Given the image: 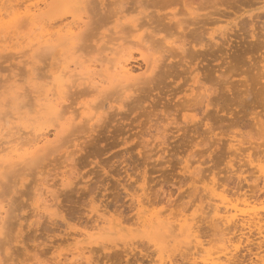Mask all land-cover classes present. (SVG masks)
I'll list each match as a JSON object with an SVG mask.
<instances>
[{"label":"rangeland","instance_id":"1","mask_svg":"<svg viewBox=\"0 0 264 264\" xmlns=\"http://www.w3.org/2000/svg\"><path fill=\"white\" fill-rule=\"evenodd\" d=\"M0 1L1 5L5 0ZM35 1L29 0L23 7ZM108 1L113 2L104 0L105 4ZM144 1L138 5L129 0L125 18L143 24L140 18L148 12L155 16L158 9L162 13L177 12V19L183 17L190 23L194 15L186 13V3L189 8L199 7L196 13L214 17L207 16L206 20L213 23L207 22L208 31L201 43L189 33L195 26L183 24L185 30L188 28L185 53L172 46L179 30L166 28L167 20L142 25L136 32L128 27L125 34L130 36H126L129 41L123 37L114 41H126L122 48L135 56L131 62L136 75L146 70L136 35L147 36L157 29V39L166 42L160 39L163 42L154 44L148 52L151 59L157 58L155 73L147 72L152 82L146 84L144 78L136 81L123 95L115 87L109 90L119 91L118 95L108 90L105 96L92 92L88 84L71 88L61 102L65 117L61 116L60 122L68 121L63 128L56 118L59 115L51 119V115L41 114L42 107L32 99L31 89L45 82L51 86L52 72L59 76L67 63L73 68L74 61L85 59L82 65L87 66L96 60L94 57L100 59L109 53L108 45L113 46L114 41L106 44V50L104 44V52L93 46L92 39L86 43L82 40L76 53L66 44L52 51L45 49V53L41 49V56H37L38 51L34 55L37 62H33L31 51L23 58H11L19 48L17 39L2 37L1 44L14 43L16 49H5L0 44V100L10 101L9 87L13 84L26 87L30 98H26L23 119H17V124L28 125L30 117L36 123L41 119V125L35 126L32 118L29 125L47 132L51 144L34 156L27 155L23 164L18 163L20 166L1 169L0 206H4L0 208V264H57L53 257L57 250L68 255L69 260L78 256L75 264H264V0H168L165 4L164 0H159L161 4L157 0ZM68 2L71 5L73 0L64 3ZM143 9L145 13L140 14ZM63 17L73 20L71 13L55 19ZM9 19L6 16L5 21ZM100 25L97 33L111 35L115 22ZM108 37L106 42L111 39ZM166 46L172 51H166ZM22 59L32 62L21 63ZM31 66L37 67V80L30 75ZM16 78L19 81L14 83ZM203 87L213 90L211 106L202 95L193 99L195 91L201 93ZM106 95L110 96L107 100ZM101 102L105 104L103 108L94 109ZM10 105L11 101L3 109L12 114ZM92 113L97 116L88 123L89 117H85ZM57 127L61 129L58 136ZM23 134L18 141V135L10 136L4 131L0 149L5 151L1 155L17 144L23 147L20 151L27 148V140L33 135ZM227 219L234 220L230 224ZM160 222L164 227L158 233L153 227Z\"/></svg>","mask_w":264,"mask_h":264},{"label":"bare ground","instance_id":"2","mask_svg":"<svg viewBox=\"0 0 264 264\" xmlns=\"http://www.w3.org/2000/svg\"><path fill=\"white\" fill-rule=\"evenodd\" d=\"M25 0H5V1H2V4L0 5V44L3 40L2 37H6L9 39L10 38V41L12 40H16L15 43L17 42V46H19L18 50L15 51L17 53H14L15 55H13V57L11 58H23L27 55V52L31 51L33 53V56L34 55H37L38 51H40L41 49H43V52L45 53V49L49 50L54 48H57L58 46L60 45H63V44H66L69 46H71V49H72V52L73 53H76V50H79L81 49L80 47H82L80 44V42L82 40H86L88 42V39H92L94 41V47L97 48V50L101 51V49L103 48V46H105L106 44L108 45V43L112 44L111 42L114 41V40H122V37L123 39L124 38H127L126 36L130 37L129 35H126V29L129 27L131 31H138V29H140L143 26H145L146 24H153L155 21H162V23L167 20L168 21V24H165V27L168 28V29H176V30H179V31H176V35H178V39L177 40H174L173 42H171L172 46H177L178 50L181 51V53H185L188 49L186 48V43H185V36L187 37V34L188 32L186 33L185 31L188 29L185 30V26L188 25L189 23V20H182V19H177V12H168V13H162L161 10H156V15L154 16V14H150L152 12H146L147 14H144L145 12L144 9L142 11H139L140 14H144L143 18L141 17L140 19H144V23L141 24V23H138L136 19H126L125 18V7H129L127 6L129 2V0H113V2H110L109 4V1L105 4L104 0H73V3L70 5L69 2V6L67 3H64L68 0H37L35 1L34 3L32 4H26L25 7L24 4L28 1H25ZM59 1V2H58ZM71 1V0H70ZM98 1V2H96ZM100 1V3H99ZM133 2V4H140L142 2V0H131ZM144 1V0H143ZM154 1V0H152ZM159 1V0H157ZM156 1V2H157ZM160 1H163V0H160ZM159 1V3H160ZM168 3V0H164V2ZM1 2V1H0ZM7 2V4H6ZM98 3V4H95ZM148 2V0H147ZM150 3V2H149ZM158 3V4H159ZM173 3V2H172ZM111 5V7H108V5ZM115 4V5H114ZM144 4H145V1H144ZM148 3H146V5H144L145 7L147 6ZM151 4V3H150ZM153 4V3H152ZM156 3L154 2L153 5H155ZM161 4V3H160ZM165 4V3H164ZM170 4V3H169ZM174 4V3H173ZM66 5V6H65ZM114 5V6H112ZM152 5V6H153ZM65 6V7H64ZM142 6V4H141ZM158 6V5H156ZM169 6V5H168ZM185 10H186V13H188L189 15H194L192 18H191V22L189 23V27L191 25L195 26L194 29H190L189 30V33L191 34V37L193 36V39L196 40L197 42L201 43V41L203 42V35L208 31V29L206 28L205 29V26H207V22L214 18V17H209V14H198L196 13L197 9H199V7H196L197 9H194V8H189L188 5H186L185 3ZM201 8H202V5H199ZM131 7V6H130ZM137 7V6H136ZM165 7V6H164ZM132 8V7H131ZM149 7H147L148 9ZM154 8V7H153ZM167 8V6H166ZM146 9V10H147ZM130 10V9H128ZM132 10V9H131ZM137 11V9H135ZM141 10V9H140ZM133 12V11H132ZM183 12V11H182ZM185 12V11H184ZM64 13H71L73 15V20L72 21H66L67 18L63 17V18H58L59 20L55 19L56 17H62L64 15ZM185 13V14H186ZM210 13V12H209ZM214 13L213 11L211 12V14ZM158 14V15H157ZM180 14V13H179ZM182 14V13H181ZM210 14V15H211ZM206 17V19L203 17ZM214 15V14H213ZM6 16H8V18L10 17L9 20L5 21V18ZM185 16V15H184ZM210 18L208 21H206L208 19V17ZM212 16V15H211ZM202 17V18H201ZM125 18V19H123ZM188 18V17H187ZM189 18V19H190ZM202 19H205V21H203ZM216 20V19H215ZM112 22L114 21L115 22V26L113 28L114 31H112L113 33L109 36L107 33L105 32H101V33H97L99 31L97 27H101L102 25V22ZM212 22V20H210ZM188 22V23H187ZM156 23V22H155ZM154 23V24H155ZM158 23V22H157ZM184 23H187L185 24V26H183ZM213 23V22H212ZM141 24V26H140ZM211 24V23H210ZM94 25H96V27H94ZM163 25V24H162ZM156 26V25H155ZM154 26V27H155ZM160 26V25H159ZM27 31L25 28H27ZM140 27V28H139ZM164 27V28H165ZM162 28V30L164 29ZM25 29V30H24ZM96 29V30H95ZM161 29V28H160ZM91 30V32H90ZM94 30L96 31V33L94 32ZM128 30V29H127ZM154 31H158L157 29H153L152 32L150 31L149 37L147 36H143V35H136V40L137 42H139V44L141 45V58L144 60L145 64H146V70L143 72L142 75H136L135 74V69L132 65V62H131V59H134L135 56L133 55L132 52H127L126 53V49H123L125 46L124 42H122L121 44H115V41H114V44H112L113 46L111 45H108L110 50H109V53H107L105 56H103L102 54V57L97 58V57H94L96 58V60H93L94 62H92L91 60V63L88 64L87 66L85 65H82L84 62H85V59L84 61H81V60H78V61H74V66L73 68H71L70 64L67 63L66 65V68L64 70H61L62 72L60 73L59 76H56L54 75L55 73L52 72V75L54 76L53 77V81H52V85L50 86V82H48L47 85H45L44 83V86H33V88L31 89V93H34V96L32 99H34L39 105H41L42 107V111H41V114L43 116H49L51 115V119L56 116L59 115V117H56L57 118V121H58V124L61 128H63V126L66 125V122L68 123V121H66L65 123H62L60 122V119L62 118L61 116H64L65 114V111H61V106H62V98L65 99V97H63L64 93H68V90H69V93H70V90L71 88H74L76 87V89H80V87L84 84H88V86L92 87V92L94 90L98 91L99 92V95H103V94H106L107 91L111 88L112 91L114 90V87H115V91H116V88H120L119 91L121 90V93L123 95V93L125 94L127 90H129V88L131 87L130 85H133L136 84V81L139 82V80H142L143 78L146 80L144 82L149 83V82H152V75H150V78L152 79H149L147 76V72L148 73H151L154 72V69L155 67H157L156 63H157V58L155 59H151V57H149L150 55H148V52L149 50H151L153 48V46H156L154 44L160 42L162 43L164 40L162 38L163 41H161L160 39H157V35L160 33L159 31L158 32H154ZM164 31H167V29H165ZM170 32L168 33H171L172 30H168ZM88 32L89 33V36H88ZM133 33V32H132ZM131 33V34H132ZM101 36H100V35ZM173 34H175L173 32ZM172 34V35H173ZM3 35V36H1ZM100 36V37H97V36ZM114 35V36H113ZM125 35V36H124ZM145 35V34H144ZM171 35V34H169ZM171 35V36H172ZM109 36V37H108ZM175 36V35H174ZM94 37H97L99 38L98 40H96V38L94 39ZM111 38L109 39L110 41L109 42H106V38ZM147 37V38H145ZM176 37V38H177ZM202 37V38H201ZM87 38V39H85ZM120 38V39H119ZM164 39H165V36H164ZM212 39V38H211ZM27 40V42H26ZM89 40V41H90ZM124 40H127L129 41V39H124ZM160 40V41H159ZM7 41V40H6ZM85 41V43H86ZM4 42V40H3ZM26 42V43H25ZM106 42V43H105ZM130 42H133V40H131ZM165 42V41H164ZM23 43H25L23 45ZM80 43V44H79ZM166 43V42H165ZM173 43L175 45H173ZM14 44V43H12ZM12 44H1V46L5 49H9V48H13L14 46ZM105 44V45H104ZM127 44V43H126ZM135 44V42H134ZM138 44V45H139ZM159 44V43H158ZM164 44V43H163ZM168 44V43H167ZM211 44V43H210ZM78 45L79 48H78ZM106 45L107 48L106 49H109L108 46ZM123 45V46H122ZM139 45V46H140ZM166 45V44H165ZM111 46V47H110ZM160 46V45H159ZM171 47V45H169ZM169 46H166L167 48L165 49L166 51H172V47L170 49ZM190 46V45H189ZM26 48V50H21L23 48ZM91 47V46H90ZM123 47V48H122ZM195 47V45L193 46ZM15 48V47H14ZM13 48V49H14ZM49 48V49H48ZM94 48V49H95ZM126 48V47H125ZM143 48V49H142ZM151 48V49H150ZM157 48V47H156ZM16 49V48H15ZM70 49V51H71ZM175 49V48H174ZM176 49V50H177ZM191 49V47H190ZM189 49V50H190ZM103 52L105 51L104 49H102ZM123 50H126L125 52ZM157 50V49H156ZM154 50V51H156ZM164 50V51H165ZM11 51V50H10ZM67 51H69L67 49ZM94 51V50H93ZM123 51V52H122ZM165 51V52H166ZM2 53V50L0 51ZM6 52V51H5ZM12 52V51H11ZM126 53V55H122V53ZM159 51H157L158 53ZM177 55H178V51H176ZM191 52V51H190ZM189 52V53H190ZM0 53V56L2 55ZM52 53V52H51ZM64 53V52H63ZM66 53V52H65ZM151 53V51H150ZM174 53V51H173ZM180 53V54H181ZM118 54H121L120 56H118ZM170 54V52H169ZM175 54V53H174ZM173 54V55H174ZM5 55V54H4ZM10 55V52L9 54ZM7 55V57H8ZM171 55V54H170ZM171 55V56H173ZM176 55V56H177ZM37 56H41V51H40V55H37ZM37 56H34V60L33 62H37L35 61V57ZM81 56V55H80ZM126 56V57H125ZM184 56V55H183ZM4 57V56H3ZM6 57V58H7ZM69 57V56H68ZM167 57V56H166ZM185 57H187V55H185ZM2 58V57H1ZM28 58V57H27ZM72 58V57H71ZM74 58V57H73ZM85 58V57H84ZM161 58V57H160ZM10 58H8L9 60ZM75 59V58H74ZM78 59V58H77ZM76 59V60H77ZM183 59V58H182ZM7 60V59H6ZM137 60V59H136ZM19 61V60H18ZM24 60H20V62L22 63ZM26 61V60H25ZM24 61V62H25ZM40 61V60H39ZM60 61V59H59ZM98 61L100 63H98ZM32 62V61H31ZM30 60L28 59L26 61L25 64H28L30 65ZM24 64V63H23ZM55 64V63H53ZM167 64V63H166ZM37 65V64H36ZM101 66L100 68H98V66ZM171 65V64H170ZM176 65V64H175ZM15 66V65H14ZM166 66V65H165ZM169 66V65H168ZM46 67V66H45ZM44 67V68H45ZM142 67V66H141ZM9 68V67H8ZM40 68V67H38ZM167 68V67H166ZM190 68V67H189ZM43 69V68H42ZM174 69V68H173ZM6 70V68H5ZM29 72H30V75L31 77L34 79L36 76L35 75H38V74H35L36 71L34 70H37V67H33L31 66L29 69ZM156 70V69H155ZM168 70V69H166ZM38 71V70H37ZM35 72V73H34ZM167 72V71H166ZM1 73V72H0ZM21 73V72H20ZM155 73V72H154ZM16 73H14L13 77L16 76L15 75ZM35 74V75H34ZM42 74V72H41ZM40 74V75H41ZM45 74V73H44ZM43 74V76H44ZM141 74V72H140ZM166 74V73H165ZM1 75V74H0ZM18 75V73H17ZM20 75V74H19ZM155 75V74H154ZM8 76V75H7ZM35 76V77H34ZM50 76V75H48ZM12 77V78H13ZM148 80H147V78ZM9 78V77H8ZM22 78V77H21ZM37 78V77H36ZM35 78V79H36ZM38 78H39V75H38ZM154 78V77H153ZM5 79V78H4ZM3 79V81H4ZM11 79V78H10ZM42 79V78H41ZM15 80V79H14ZM37 80V79H36ZM45 80V79H44ZM151 80V81H150ZM7 81L9 82V79H7ZM6 81V82H7ZM12 81V80H11ZM17 81V78L15 81H13L14 83ZM19 81V80H18ZM17 81V82H18ZM23 81V80H21ZM49 81V80H48ZM149 81V82H148ZM199 81H201L199 79ZM43 82V81H42ZM143 82V83H144ZM198 82V81H197ZM202 82V81H201ZM10 83V82H9ZM138 84V83H137ZM204 84V83H203ZM12 85V83L10 84ZM8 85V86H10ZM24 85V84H23ZM35 85V84H33ZM42 85V84H41ZM202 85V83H201ZM200 85V86H201ZM205 85V84H204ZM18 86V85H17ZM15 86L14 84L12 86H10L9 88L11 89L12 87V90L10 92V101H11V104L10 106H12L13 108V111H12V114L11 112L8 113V110L7 108H4L7 110L6 113H4V109L3 107L4 106H8L9 105V99H8V102L5 101V98L4 99H1L0 100V137H2V135H4V131H6L10 136H16L18 135V137H16L15 140H20L21 138H23V133H30L33 135L32 138L28 139L27 140V144H29V146L27 148H25L23 151H20V149L23 147H19L18 144L17 146H13V148L11 146V150H9V152L7 153H3V151H1L0 149V172H1V169L2 168H5V167H15V166H20V164L18 163H24V160L26 161L27 159V155H33V154H36L38 152H40L41 150H44V148H47L48 146H50L51 144V141H50V138H49V135L47 132H45L43 129H38L34 126H31L29 124H35L36 122L34 121V119L32 117H28L29 118V122L28 125H22V124H17V119H23V116H22V108L26 107V105L28 103H26V98H30L28 95H29V92L27 93L24 86L22 87L21 86V83H20V86L17 87ZM30 86V85H28ZM87 86V87H88ZM132 86V87H133ZM136 86V85H135ZM203 86V85H202ZM0 87H1V83H0ZM86 87V88H87ZM89 87V88H90ZM2 88V87H1ZM0 88V89H1ZM28 88V87H27ZM31 88V87H30ZM41 88H43L44 90L41 91ZM69 88V89H68ZM137 88V87H135ZM197 88V86H196ZM5 89V88H4ZM9 89V90H10ZM29 89V88H28ZM84 89V88H83ZM201 89V88H200ZM24 90V91H22ZM85 90V89H84ZM81 90L82 93H84L85 91L87 90ZM143 90V89H142ZM199 90V88H198ZM211 90L212 88H208V87H203L202 89V92L198 93L195 91L196 93V97H193V99L195 98H199L197 94L199 95H202V99L204 98V100L207 101V106H211L212 102V98H210V95H211ZM8 91V89H7ZM6 91V92H7ZM52 92V96H50L51 93L49 92ZM78 91V90H77ZM111 90H109L110 92ZM111 93H116V92H112ZM118 91V89H117ZM118 91V93H119ZM182 91V90H181ZM180 91V92H181ZM193 91V90H192ZM213 91V90H212ZM5 92V93H6ZM97 92V93H98ZM108 92V93H109ZM179 92V91H178ZM9 93V92H8ZM26 93L28 95H26ZM30 93V94H31ZM80 93V94H82ZM85 93H88V92H85ZM107 93V94H108ZM110 93V94H111ZM118 93H116L115 95H118ZM72 94V93H71ZM79 94V93H78ZM77 94V95H78ZM109 94V95H110ZM112 94V95H113ZM9 95V94H8ZM33 95V94H32ZM70 95V94H69ZM92 95V94H91ZM108 95V96H109ZM82 96V95H81ZM105 96V95H103ZM102 97V99H106L107 100V97ZM114 96V95H113ZM132 96V95H131ZM195 96V94H194ZM212 96V95H211ZM68 97V96H67ZM79 96H77L78 98ZM99 97V96H98ZM110 97V96H109ZM117 97V96H116ZM118 100V98H116ZM192 97H191V100H192ZM7 98V97H6ZM201 98V97H200ZM61 99V100H60ZM63 99V100H64ZM194 99V100H195ZM29 100V99H28ZM27 100V102H28ZM120 100V99H119ZM189 101V99H187ZM190 100V101H191ZM65 101V100H64ZM88 101V100H87ZM90 101V100H89ZM88 101V102H89ZM96 101V100H95ZM123 101V100H122ZM189 101V102H190ZM197 101V100H196ZM205 101V102H206ZM213 101V100H212ZM62 102V103H61ZM66 102V101H65ZM105 102V100H104ZM111 102V101H110ZM124 102V101H123ZM184 102V101H182ZM199 103L201 101H198ZM204 102V103H205ZM32 103V102H31ZM99 103V102H98ZM214 103V102H213ZM8 104V105H7ZM33 104V103H32ZM95 104V103H94ZM104 103L101 102V105L99 104V106H94V109L96 107L97 108H103L102 105ZM93 105V103H92ZM91 105V106H92ZM105 105V104H104ZM112 106V105H110ZM192 106V105H191ZM11 108V107H9ZM29 108V107H28ZM70 108V107H69ZM3 109V111H2ZM32 110V109H31ZM62 110H64V108H62ZM66 110V109H65ZM68 110V109H67ZM99 110V109H98ZM97 110V111H98ZM104 110V109H103ZM106 110V109H105ZM11 111V110H9ZM69 111V110H68ZM33 112V110H32ZM67 112V111H66ZM69 112H72V111H69ZM108 113V111H106ZM31 113V112H30ZM73 113V112H72ZM97 113V112H96ZM104 113V111L102 112ZM64 114V115H63ZM95 113H92V116H87L85 117L86 119L89 117V119L87 120L88 123L90 121H92L94 119V117H96L97 115H93ZM105 115V114H104ZM9 116H12L11 118ZM25 116V117H26ZM39 116V115H38ZM37 116V117H38ZM85 116V114H84ZM4 117V118H3ZM40 117V116H39ZM65 117V116H64ZM99 117H103L102 115H100ZM12 118H15V120H13ZM26 118V120H27ZM31 118L33 119V122L31 123ZM36 118V117H34ZM41 118V117H40ZM43 118V117H42ZM75 118V116H74ZM83 118V117H82ZM39 119V118H38ZM47 119H49V117H47ZM64 119V118H63ZM67 119V118H66ZM69 119V118H68ZM85 119V120H86ZM5 120V121H3ZM40 120V123H41V119ZM56 121V119H54ZM71 120H74L73 118H71ZM76 120V119H75ZM83 120V119H82ZM38 121V120H37ZM44 121V120H43ZM47 121V120H46ZM53 121V120H51ZM84 121V120H83ZM96 121V120H95ZM19 122H21V120H19ZM82 122V121H81ZM94 122V121H93ZM24 123H27V122H24ZM23 123V124H24ZM39 123V122H37ZM37 123L35 124V126L37 125ZM39 123V124H40ZM57 123V122H55ZM75 123V122H73ZM72 123V125H73ZM85 125H88L86 124V122H84ZM92 124V123H91ZM41 125V124H40ZM79 126V124H78ZM83 126V125H82ZM93 126V124H92ZM38 127V126H37ZM41 127V126H40ZM56 127V126H55ZM16 129V130H15ZM22 129H26V131L28 132H22ZM195 130V129H194ZM22 132V133H20ZM61 132V129H58L57 127V130H56V135L58 136L59 133ZM7 136V135H6ZM4 138V137H3ZM29 138V137H28ZM5 139V138H4ZM3 139V140H4ZM9 139V138H8ZM2 140V139H1ZM18 140V141H19ZM6 141V140H5ZM9 141V140H8ZM17 141V142H18ZM10 142H13L12 140L9 141ZM22 144V142H21ZM236 144V143H235ZM1 146V145H0ZM23 146V144H22ZM7 147V146H5ZM5 147H2V148H5ZM8 147V148H9ZM8 148H6V150H8ZM241 150V149H240ZM34 156V155H33ZM26 158V159H24ZM29 162V161H28ZM18 164V165H17ZM191 164V163H190ZM189 167V165H188ZM264 170V169H263ZM5 171V170H4ZM261 171V170H260ZM195 172V170H194ZM200 172V171H199ZM264 172V171H263ZM3 173V172H2ZM193 173V171H192ZM195 175V173H193ZM192 175V174H191ZM190 177V176H189ZM188 177V178H189ZM193 177V176H192ZM1 181V180H0ZM196 181V180H194ZM197 182V181H196ZM258 183V182H257ZM251 185V184H250ZM256 186V185H254ZM264 186V185H263ZM39 189V188H38ZM45 189V188H44ZM43 189V190H44ZM264 189V188H263ZM146 190V189H145ZM194 191V190H193ZM196 191V190H195ZM192 193V192H191ZM47 194V193H46ZM194 194V193H193ZM147 197V196H146ZM169 198V197H168ZM133 199V198H132ZM138 204L141 203V200L138 199V198H134ZM212 199V198H211ZM2 200V199H1ZM143 200H145L143 198ZM216 200V199H215ZM146 201V200H145ZM144 201V202H145ZM230 201V200H229ZM4 203V202H3ZM153 203V201H152ZM232 203V202H230ZM229 204V203H228ZM46 205H49V204H46ZM170 205V204H168ZM3 206L4 205H1L0 208L3 209ZM167 206V205H165ZM232 206V205H231ZM230 210V207L228 208ZM227 209V210H228ZM220 210V209H219ZM218 210V211H219ZM226 210V211H227ZM229 212V211H228ZM174 214V213H173ZM226 216V215H225ZM227 216H229V214H227ZM237 216V215H236ZM2 211H0V233H1V228H3V226L1 227V224H3L2 222ZM206 217V216H205ZM102 218V217H101ZM99 220V219H98ZM219 220V219H218ZM216 220V221H218ZM223 220V219H222ZM226 220V219H224ZM228 223H232V219H227ZM103 221V220H102ZM226 222V221H225ZM212 224V222H211ZM216 224H220V223H216ZM176 225H178L176 223ZM221 225H222V222H221ZM183 224L180 223L179 227L182 228ZM215 226V224H214ZM229 226V225H227ZM162 227H164L163 223L160 222L158 224H154V227L153 229L160 233V230H162ZM175 227V225H174ZM218 225L216 226V229H219L217 228ZM219 227H222V226H219ZM195 228V227H194ZM215 229V227H214ZM221 230V229H220ZM3 233V232H2ZM199 234V233H198ZM65 240V239H64ZM172 240V239H171ZM103 247V246H102ZM187 247V246H186ZM123 248V247H122ZM93 250V249H92ZM91 250V251H92ZM78 251V250H77ZM76 251V252H77ZM69 253V252H67ZM72 253V252H71ZM75 253V252H74ZM82 253V252H81ZM91 253V252H90ZM117 253V252H116ZM73 254V253H72ZM83 254V253H82ZM164 254V253H163ZM85 255V253L83 254ZM80 256V255H79ZM124 256V255H123ZM54 259L57 260V264H75L78 260V256L76 257V259L73 258V260H69V257L68 255H64L60 250H57V252L55 253V256H53ZM81 257V256H80ZM82 259V258H81ZM89 261V260H88ZM172 262V260L170 261ZM80 263V261H79ZM85 263V262H84ZM83 263V264H84ZM176 263V262H175ZM40 264V263H39ZM46 264V263H45Z\"/></svg>","mask_w":264,"mask_h":264}]
</instances>
